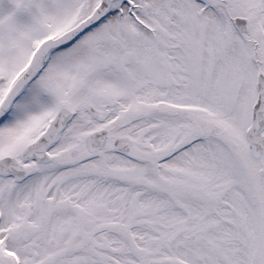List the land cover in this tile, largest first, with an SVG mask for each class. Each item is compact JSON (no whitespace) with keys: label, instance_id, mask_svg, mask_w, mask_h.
I'll use <instances>...</instances> for the list:
<instances>
[{"label":"snow or ice","instance_id":"6c2138e0","mask_svg":"<svg viewBox=\"0 0 264 264\" xmlns=\"http://www.w3.org/2000/svg\"><path fill=\"white\" fill-rule=\"evenodd\" d=\"M0 264H264V0H0Z\"/></svg>","mask_w":264,"mask_h":264}]
</instances>
